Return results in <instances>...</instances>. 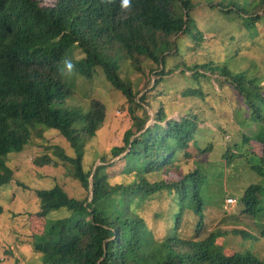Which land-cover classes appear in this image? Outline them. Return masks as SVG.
<instances>
[{"label":"trees","instance_id":"16d2710c","mask_svg":"<svg viewBox=\"0 0 264 264\" xmlns=\"http://www.w3.org/2000/svg\"><path fill=\"white\" fill-rule=\"evenodd\" d=\"M196 5L193 0H129L125 8L121 0H57L53 7L45 8L36 0H0V185L13 179L8 156L23 151L29 143L36 144L44 130L51 128L74 148L76 155L72 156L52 146L86 192L81 199L59 184L36 190L40 208L36 212L45 223L40 232L32 233L30 241L42 255L41 264H264V258L249 251L226 254L211 233L204 238L180 233L187 213L199 218L196 232L201 230L203 210L212 202V191L217 190L208 184L212 167L201 166L207 162L204 155L197 156L199 147L194 146L196 115L188 112L167 119L160 107L155 122L148 124L147 110L136 102L143 87L136 90L131 77L121 76L124 64L142 74L147 61L164 66L165 53L173 49L179 35L195 30L192 11ZM254 5L250 0H229L222 5L227 10L219 3L217 8L240 15L251 27L263 16ZM75 49L84 54L74 60L71 68L75 75L90 80L97 67L101 68L130 103L132 125L123 135L124 144L113 145L109 153L100 155L101 163L95 167L85 159V148L104 124V105L96 102L86 108L73 102L76 88L64 76V68ZM199 67L197 71L202 70ZM150 69L153 72L155 68ZM221 71L226 74L224 67ZM146 75L144 88L151 82ZM158 75H165L164 68ZM159 78L149 91L156 89ZM146 93L141 94V103L147 102ZM185 94L204 95L193 87ZM138 107L142 115H136ZM256 138L264 145V134ZM249 139L251 136L244 134V140ZM228 149L224 157L230 164ZM239 151L241 155L247 152L244 148ZM189 152L196 167L183 171L179 163ZM35 163L58 162L44 154L36 157ZM121 163L128 180L113 182L109 167ZM262 167L258 171L262 172ZM263 192L261 184L247 186L239 202L242 219L232 214L222 224L248 222L247 227H256L264 212ZM156 196H165L169 204L165 214L168 226L161 237L139 212L147 199ZM262 221L258 222V234L264 237ZM238 226L223 228L220 236L253 235Z\"/></svg>","mask_w":264,"mask_h":264},{"label":"rangeland","instance_id":"374dc122","mask_svg":"<svg viewBox=\"0 0 264 264\" xmlns=\"http://www.w3.org/2000/svg\"><path fill=\"white\" fill-rule=\"evenodd\" d=\"M39 1L42 6L51 7L57 0ZM236 1L242 3V0ZM250 1L256 2L253 9H259L258 15L263 16L256 25L247 27L240 15L225 14L217 8L218 3L223 8L222 5L226 6L229 0H193L197 4L192 11L196 28L193 33L179 35L173 49L165 53L164 66L160 62L157 66L147 61L146 65H142V74L133 72L132 68L124 64L126 69L122 70L121 76L131 77L136 90L143 87L136 102L147 110L148 124L155 122V114L160 107L167 114V119L180 118L188 112L196 115L198 126L194 146L199 147V150L196 149L197 156L204 155L207 162L201 163V166L210 164L212 167L208 184L217 190L212 191V202L203 210L201 230L196 232L199 218L187 213L180 233L183 236L202 238L211 233L226 254L249 251L264 258V237L258 234V222H263L264 212L255 222L256 227H247L248 222L241 226L235 222L222 224L232 214L242 219L239 202L247 186L255 183L264 187V170L258 171L260 166L264 167V145L256 138L258 134H264V117L258 115L262 113L264 116V4L259 3L260 0ZM171 40L174 41L175 37ZM83 55L80 49H75L64 68V76L75 85L74 103H80L86 108L96 102L104 105V124L85 148V159L95 167L101 163L100 155L109 153L113 145L124 144L123 135L131 127L132 117L127 98L107 80L101 68L97 67L90 80L74 74V68H71L74 60ZM199 64L203 73L196 69ZM150 66H154L153 72H150ZM156 67L159 68L156 70ZM223 67L224 75L221 71ZM162 68L165 75L159 78L158 70ZM193 71L197 72L193 75ZM146 74H149L151 82L144 88ZM158 78L156 89L149 91ZM192 87L200 88L204 95H186L185 92ZM144 92L148 94V103L145 104L140 100ZM134 110L136 115L143 114L140 107ZM244 134L250 135L251 139L246 142ZM36 142L8 156L7 162L14 175L9 184L0 185V205L3 206V213L0 214V264L42 263V255L34 249L33 241H30L32 233L40 232L45 223L36 212L40 209L35 195L37 189L59 184L71 196L82 199L86 195L71 170L52 149V146H59L67 154L75 156L70 142L58 130L51 128L44 130L43 137L37 138ZM239 146L247 152L241 155L239 150L242 148ZM227 149L229 154L231 151L230 164L224 157ZM44 154L55 158L58 163L37 165L35 158ZM189 154L179 163L183 171L196 167L192 152ZM121 164L109 167L114 176L113 182L128 180L122 171L124 163ZM157 197L147 199L139 212L155 231V235L161 237L168 226L165 214L169 204L165 196ZM230 197L235 198L236 203H230ZM157 213L161 217H157ZM230 226L246 229L244 232L253 235L226 234L221 237L222 229L229 230Z\"/></svg>","mask_w":264,"mask_h":264},{"label":"clouds","instance_id":"9594fccd","mask_svg":"<svg viewBox=\"0 0 264 264\" xmlns=\"http://www.w3.org/2000/svg\"><path fill=\"white\" fill-rule=\"evenodd\" d=\"M37 2H38V4L40 5V7H44V6H42V3L39 1V0H36ZM56 4V3H55ZM54 4V5H55ZM53 5V6H54ZM128 5H129V0H121V6L122 7H128ZM53 6H51V7H53ZM45 8H50V7H47V6H45ZM69 67H70V65H69ZM228 201L230 202V203H236V199L235 198H233V197H230V198H228Z\"/></svg>","mask_w":264,"mask_h":264}]
</instances>
